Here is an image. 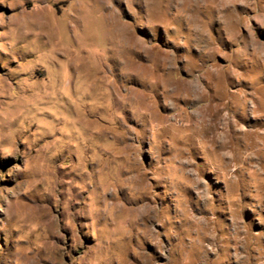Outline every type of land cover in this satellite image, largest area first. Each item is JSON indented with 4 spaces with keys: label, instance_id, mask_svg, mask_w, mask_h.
Returning a JSON list of instances; mask_svg holds the SVG:
<instances>
[{
    "label": "rangeland",
    "instance_id": "374dc122",
    "mask_svg": "<svg viewBox=\"0 0 264 264\" xmlns=\"http://www.w3.org/2000/svg\"><path fill=\"white\" fill-rule=\"evenodd\" d=\"M0 264H264V0H0Z\"/></svg>",
    "mask_w": 264,
    "mask_h": 264
}]
</instances>
